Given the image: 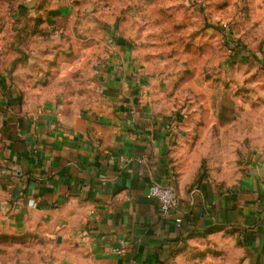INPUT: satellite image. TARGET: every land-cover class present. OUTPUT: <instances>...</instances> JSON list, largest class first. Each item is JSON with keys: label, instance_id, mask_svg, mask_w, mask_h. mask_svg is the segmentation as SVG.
<instances>
[{"label": "crops", "instance_id": "0c3cea01", "mask_svg": "<svg viewBox=\"0 0 264 264\" xmlns=\"http://www.w3.org/2000/svg\"><path fill=\"white\" fill-rule=\"evenodd\" d=\"M19 19L13 38L0 35V233L46 253L24 264H264L261 121L225 122V158L211 170L194 128L159 113L117 60L99 72L88 114L33 102L11 47L26 46ZM152 183L176 189L171 213L146 197Z\"/></svg>", "mask_w": 264, "mask_h": 264}, {"label": "rangeland", "instance_id": "374dc122", "mask_svg": "<svg viewBox=\"0 0 264 264\" xmlns=\"http://www.w3.org/2000/svg\"><path fill=\"white\" fill-rule=\"evenodd\" d=\"M18 16L26 46L11 47L33 102L88 114L99 72L117 60L159 113L194 128L211 170L225 158V122L264 132V0H0V35L15 36ZM37 249L44 258L28 237L0 233V264L29 263Z\"/></svg>", "mask_w": 264, "mask_h": 264}, {"label": "built area", "instance_id": "2783aa9c", "mask_svg": "<svg viewBox=\"0 0 264 264\" xmlns=\"http://www.w3.org/2000/svg\"><path fill=\"white\" fill-rule=\"evenodd\" d=\"M131 114H134L133 110ZM146 197L158 201L165 214L171 213L178 204V193L176 189L167 184L152 183L146 192ZM127 244V240L122 239L118 245L112 248V252L116 255H122L127 248Z\"/></svg>", "mask_w": 264, "mask_h": 264}]
</instances>
